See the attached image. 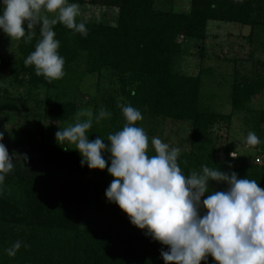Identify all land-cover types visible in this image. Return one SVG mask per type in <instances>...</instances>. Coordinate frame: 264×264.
<instances>
[{
  "label": "trees",
  "instance_id": "obj_1",
  "mask_svg": "<svg viewBox=\"0 0 264 264\" xmlns=\"http://www.w3.org/2000/svg\"><path fill=\"white\" fill-rule=\"evenodd\" d=\"M115 1L111 3L119 8V19L114 26L86 24L87 36L61 23L54 26L55 38L60 41L58 51L65 59L62 78L49 82L35 74L34 66H25L24 60L40 39L37 28L30 42L21 38L18 59L0 57V81L46 90L47 96L37 107L41 111L36 128L40 130L42 122L59 124L75 117L78 106L68 87L72 84L70 72L80 69L87 75L107 73L120 83L126 105L146 109L153 118L189 126L191 150L181 151L178 158L186 175L199 170L202 164L226 171L231 162L229 153L213 146L210 138L211 126L222 117L203 104L200 76H183L174 71V60L181 53L177 39L201 40L208 21H221L251 27L255 40L262 39L264 45V0H190L188 13L160 8L157 0ZM69 2L85 4V0ZM256 65L250 75L232 86L231 101L236 111L244 110L261 85L263 76ZM26 99L13 96L3 86L0 111L26 110ZM118 104L125 103H119L116 97L105 100L104 108L116 107L119 114L115 116L120 121L116 124V118H112L111 123L104 122V126L112 127L103 134L105 139L109 133L122 130L126 122ZM253 126L261 136V143L253 147L256 158L264 154V116L254 118ZM92 128L99 132L97 123ZM23 134L26 136L2 141L19 158L13 159L14 169L0 185V264H165L161 250L166 251L168 246L148 235L124 228H81L87 195L95 190L89 168L81 166V155L70 144L38 141L27 131ZM255 158L248 165L240 164L235 172L238 178L256 180L264 189V166ZM17 240L27 247L22 245L15 257H9L4 250ZM206 264H215L214 258L209 256Z\"/></svg>",
  "mask_w": 264,
  "mask_h": 264
},
{
  "label": "clouds",
  "instance_id": "obj_2",
  "mask_svg": "<svg viewBox=\"0 0 264 264\" xmlns=\"http://www.w3.org/2000/svg\"><path fill=\"white\" fill-rule=\"evenodd\" d=\"M80 15V5L69 0H0V31L11 40L24 38L28 43L39 28L40 39L24 64L34 66L37 76L51 82L65 75V59L58 51L60 41L55 38L54 26L61 23L87 36L86 24L77 22ZM118 107L126 122L107 139L90 140L88 135L94 122L111 117L103 107L98 113L80 109L75 123L59 126L55 139L60 145H74L82 167H107L114 177L105 190L108 202L117 204L132 225L168 246L161 250L165 264H206L209 256L215 264H264V189L258 182L207 164L186 175L178 159L181 149L152 137L155 154L149 155V137L137 125L143 120L142 113L130 104ZM3 139L4 132H0V185L14 169L16 156H10ZM245 143L255 147L261 140L249 131ZM105 154H110L107 159ZM230 155L235 157L234 152ZM23 159H28L26 154ZM212 182L227 187L213 190ZM22 245L23 241L17 240L4 251L15 257Z\"/></svg>",
  "mask_w": 264,
  "mask_h": 264
},
{
  "label": "rangeland",
  "instance_id": "obj_3",
  "mask_svg": "<svg viewBox=\"0 0 264 264\" xmlns=\"http://www.w3.org/2000/svg\"><path fill=\"white\" fill-rule=\"evenodd\" d=\"M85 0V4L80 5L81 15L77 17V22L83 21L85 24H105L114 26L119 19V8L112 4V0ZM115 2H119L118 0ZM156 4L163 9H171L176 13H188L190 10V0H157ZM51 17L52 13H48ZM20 40H11L3 31H0V57L15 61L20 57L18 45ZM177 42L181 45V53L174 60V71L183 76H200L201 78V99L207 108L216 114L221 115V120L211 126L210 138L213 146L221 150H227L231 162L226 172L235 171L240 165H248L256 156V149L247 146L245 143L249 131L257 134L253 128V120L258 116H264V45L262 39L255 40L251 27L231 22L208 21L205 26V36L203 39L179 38ZM258 62V63H257ZM257 63V65H256ZM254 64V65H253ZM258 66L259 73L263 80L256 90V96L248 102L244 110L236 111L232 107L231 92L235 82L250 75V69ZM79 68V67H78ZM8 74V72H6ZM72 84H68L73 97L77 102V112L82 108H90L94 113H98L100 108H104L106 98L116 97L118 102L127 103L126 94L119 90L120 83L112 79L107 73L101 75H87L80 69L70 72ZM261 80V79H260ZM119 85V86H118ZM6 86L15 97H26V110L18 113L0 111V132H4V139H18L25 137L24 131L34 135L35 140L55 143V133L59 126H67L75 123V117L65 123H41L40 130L36 128L40 117L38 113V103H41L47 94L42 88L34 89L27 86H19L15 81H0V88ZM117 88V89H115ZM130 84H127V89ZM50 92V91H49ZM48 92V93H49ZM111 117L97 123L98 130L91 128L88 132L89 139L95 140L97 137H104L112 127L104 126V122L111 123L112 118L116 124L120 123L115 116L116 107L108 110ZM143 120L137 125L142 127L149 137L148 154L153 155L154 149L151 146V138L159 137L163 142L172 147H179L181 151L191 150V134L188 125L153 118L147 110L140 109ZM31 115V116H30ZM39 130V131H37ZM41 131V133H40ZM104 132V133H103ZM259 138L260 135L257 134ZM74 148V145H70ZM235 154L232 157L230 154ZM18 153L10 152V156ZM105 154V158H108ZM110 166V162H109ZM89 176L95 190L87 195L86 205L83 207L80 226L84 229H121L127 232L146 235V230H141L130 223L128 215L123 212L115 203L108 202L105 190L108 188L114 177L104 170L89 169ZM213 190H224L227 185L212 182Z\"/></svg>",
  "mask_w": 264,
  "mask_h": 264
},
{
  "label": "built area",
  "instance_id": "obj_4",
  "mask_svg": "<svg viewBox=\"0 0 264 264\" xmlns=\"http://www.w3.org/2000/svg\"><path fill=\"white\" fill-rule=\"evenodd\" d=\"M255 162L257 164L263 165L264 166V154L258 156L255 158Z\"/></svg>",
  "mask_w": 264,
  "mask_h": 264
}]
</instances>
